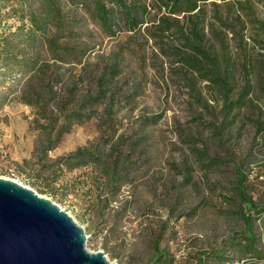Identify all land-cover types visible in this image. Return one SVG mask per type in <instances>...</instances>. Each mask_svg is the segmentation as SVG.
<instances>
[{
  "label": "rangeland",
  "instance_id": "1",
  "mask_svg": "<svg viewBox=\"0 0 264 264\" xmlns=\"http://www.w3.org/2000/svg\"><path fill=\"white\" fill-rule=\"evenodd\" d=\"M12 4L0 0V52L22 24ZM207 9L212 21L213 6ZM69 25L90 52L79 68L59 63L67 78L71 70L82 78L56 93L25 75L5 79L0 61V178L57 204L85 230L89 251L103 252L112 264H159L156 243L168 255L164 264H196L206 252L223 253L232 259L227 264H264V212L252 214L257 251L249 253L239 189L264 208V138L256 130L264 100L256 97L225 119L209 84L196 83L144 33L122 30L117 21L111 36L89 7L77 10ZM250 37L245 43L252 47ZM231 49L236 59L233 43ZM262 54L256 52L260 61ZM113 66L119 73L108 99L89 108L90 121L63 129L74 108L95 95L97 69ZM81 150L97 152L100 161L76 167L69 158ZM117 169L126 171L111 189L106 170Z\"/></svg>",
  "mask_w": 264,
  "mask_h": 264
},
{
  "label": "trees",
  "instance_id": "2",
  "mask_svg": "<svg viewBox=\"0 0 264 264\" xmlns=\"http://www.w3.org/2000/svg\"><path fill=\"white\" fill-rule=\"evenodd\" d=\"M12 1L11 12L22 24L12 39L1 43L0 61L6 67L5 79L25 75L31 80H40L44 89L52 94L57 92L55 88L64 86L66 81L81 79L82 72L76 77L72 70L69 71L70 79L67 78V72H61V66L79 68L90 52V47L78 40L79 33L69 25L75 19L77 10L89 7L94 10L107 34L116 35L115 29L119 27L117 21L123 23L122 30L142 32L149 41L161 47L163 55L175 58L177 62L174 64L180 63L185 74H191L196 83L207 82L208 87L214 90L216 102L222 103L221 112L225 119L237 109L253 105L256 97L264 100V61H260L256 55V52H263L264 57V17L261 18L260 13V10H264V0H154L153 3H148V0ZM210 4L214 11L212 21L209 20L207 9ZM250 32L252 47L245 43ZM66 38L69 41L60 44ZM38 39L47 47V52L55 61L54 65L43 59ZM231 43L238 51L236 59L232 55ZM116 67L97 69V75L95 72L91 79L96 87L95 95L90 92L81 105L74 108L66 118L69 124H64L63 129L72 127L75 122L83 123L92 119V115L87 112L90 107L108 99L114 78L119 73ZM76 81H73L69 90L74 96L79 92ZM191 87L194 89L196 85L193 83ZM31 105L34 104L31 102ZM236 117H232V120ZM260 120L256 122V130L264 138L262 115ZM69 130L62 133H68ZM96 154L81 150L69 160L76 167H81L88 161H100L95 157ZM114 165L110 167L113 169ZM125 171L106 170L107 185L113 189L122 181ZM239 189L240 199L245 204L242 205L244 210L241 216L248 233L245 238L248 244L244 246L249 253H255L257 242L252 214H261L264 208L259 211L252 197L242 188ZM239 246L243 247L242 244ZM154 249V261L167 263L168 255L158 243ZM206 260H213L217 264L232 261L221 252H206L199 254L196 264H205Z\"/></svg>",
  "mask_w": 264,
  "mask_h": 264
},
{
  "label": "water",
  "instance_id": "3",
  "mask_svg": "<svg viewBox=\"0 0 264 264\" xmlns=\"http://www.w3.org/2000/svg\"><path fill=\"white\" fill-rule=\"evenodd\" d=\"M87 242L85 230L57 204L0 178V264H112Z\"/></svg>",
  "mask_w": 264,
  "mask_h": 264
}]
</instances>
